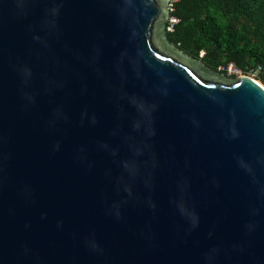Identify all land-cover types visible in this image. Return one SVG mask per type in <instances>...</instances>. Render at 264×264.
<instances>
[{"label": "water", "instance_id": "1", "mask_svg": "<svg viewBox=\"0 0 264 264\" xmlns=\"http://www.w3.org/2000/svg\"><path fill=\"white\" fill-rule=\"evenodd\" d=\"M171 4L0 0V264H264V83Z\"/></svg>", "mask_w": 264, "mask_h": 264}, {"label": "trees", "instance_id": "2", "mask_svg": "<svg viewBox=\"0 0 264 264\" xmlns=\"http://www.w3.org/2000/svg\"><path fill=\"white\" fill-rule=\"evenodd\" d=\"M171 17L178 23L168 39L184 53L225 75L230 64L260 67L264 83V0H178Z\"/></svg>", "mask_w": 264, "mask_h": 264}, {"label": "built area", "instance_id": "3", "mask_svg": "<svg viewBox=\"0 0 264 264\" xmlns=\"http://www.w3.org/2000/svg\"><path fill=\"white\" fill-rule=\"evenodd\" d=\"M178 0H172V4H171V12L173 11V3L176 2ZM178 23V20L174 17H171L168 21V26H167V31L168 32H172L174 29V25ZM261 68L258 67L257 69H250L249 72L245 73L243 72L241 69L237 68L236 66H234L233 64H230L227 67V72H228V76L230 77H234V78H239L241 76H249L252 78L257 79L258 74H260L261 72Z\"/></svg>", "mask_w": 264, "mask_h": 264}]
</instances>
